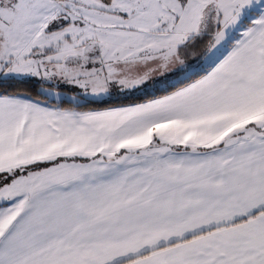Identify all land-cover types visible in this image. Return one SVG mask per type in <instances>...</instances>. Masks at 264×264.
Returning a JSON list of instances; mask_svg holds the SVG:
<instances>
[{"label":"snow or ice","instance_id":"6c2138e0","mask_svg":"<svg viewBox=\"0 0 264 264\" xmlns=\"http://www.w3.org/2000/svg\"><path fill=\"white\" fill-rule=\"evenodd\" d=\"M0 264H264V0H0Z\"/></svg>","mask_w":264,"mask_h":264}]
</instances>
